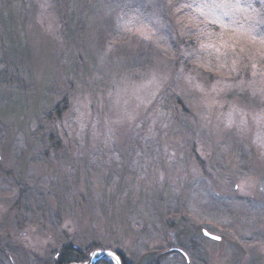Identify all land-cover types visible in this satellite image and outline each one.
Segmentation results:
<instances>
[{
    "label": "rangeland",
    "instance_id": "rangeland-1",
    "mask_svg": "<svg viewBox=\"0 0 264 264\" xmlns=\"http://www.w3.org/2000/svg\"><path fill=\"white\" fill-rule=\"evenodd\" d=\"M205 2L234 0H191L186 21L168 0H0V242L16 264H54L66 242L129 264H264V0ZM198 22L222 35L199 44L209 82L184 66Z\"/></svg>",
    "mask_w": 264,
    "mask_h": 264
},
{
    "label": "trees",
    "instance_id": "trees-1",
    "mask_svg": "<svg viewBox=\"0 0 264 264\" xmlns=\"http://www.w3.org/2000/svg\"><path fill=\"white\" fill-rule=\"evenodd\" d=\"M191 0H168V2L174 4L175 7H177L180 10V14L184 16V21L190 20L192 18V10L187 7V5L190 3ZM188 22V21H187ZM188 30V41L186 43V51H187V56L185 57L184 60V66L186 68L191 69L192 72L197 73L199 78L206 82L210 81L209 74L211 73L207 72L205 69H203L202 66L199 65L201 63L202 59V54L199 49V44L201 41H205L207 39H213L215 37H220L222 36L218 27L214 24H207L205 22L200 23L198 22L197 24H192L189 25L187 28ZM175 86H172L168 93L171 94V97L176 99L177 103H182L180 98H176L175 94ZM64 112H65V101L62 100L56 104H54L49 111L45 114L43 118V122L48 125V128H50V133L48 138L52 141L53 136H54V125L57 124L58 121H60L64 117ZM41 126H39L40 128ZM37 128V129H39ZM138 135L136 136V140H140L144 138V135L141 132L137 133ZM135 140V141H136ZM145 145H144V151L143 155L146 158V153L148 155V152H153L156 153V156L158 160L162 157L163 154V148H162V143L155 141L152 138H146L145 137ZM137 150V148H134V152ZM141 151V150H140ZM141 153V152H140ZM154 156L150 157V160L153 159ZM147 159V158H146ZM140 163V162H139ZM99 245H93L88 247L87 250L90 248L98 247ZM96 249V248H95ZM181 254L183 252L179 251ZM53 253L56 256V259H54V264H80L85 262L86 260L89 259L90 257V251L87 253L85 248L80 247L79 245L75 244L74 242H66L63 245L60 246L59 249H56L53 251ZM121 259L123 264H129L125 257L120 253L117 252ZM169 252L163 253L159 255L158 259H155L156 261H159L160 258L163 256H167ZM183 256H187L183 254ZM186 263L190 264L189 258L185 257ZM0 264H16L14 254L12 250H9L6 246H4L0 242ZM97 264H114L111 259H103Z\"/></svg>",
    "mask_w": 264,
    "mask_h": 264
},
{
    "label": "water",
    "instance_id": "water-1",
    "mask_svg": "<svg viewBox=\"0 0 264 264\" xmlns=\"http://www.w3.org/2000/svg\"><path fill=\"white\" fill-rule=\"evenodd\" d=\"M205 235L209 238H212V239H215V237H219V236L212 234V233H209L207 231H205ZM219 239H220V237H219ZM216 240H218V239H216ZM103 259H111V260H114L116 264H123L120 255L116 251H113L111 249H104V248L95 249L94 251H92L90 253L89 259L83 263H80V264H97L98 262H100ZM70 264H73V263H70Z\"/></svg>",
    "mask_w": 264,
    "mask_h": 264
},
{
    "label": "snow or ice",
    "instance_id": "snow-or-ice-1",
    "mask_svg": "<svg viewBox=\"0 0 264 264\" xmlns=\"http://www.w3.org/2000/svg\"><path fill=\"white\" fill-rule=\"evenodd\" d=\"M187 7L191 8L192 5H187ZM230 8L235 11H243V6L241 3V0H234V3H229V4H208L207 2L198 4L197 5V10L199 11L200 15H205L204 9H209L210 11L216 9V8ZM223 15L227 16L228 13H223ZM214 23H218V21H214ZM207 234V233H206ZM215 239H219V237H215Z\"/></svg>",
    "mask_w": 264,
    "mask_h": 264
}]
</instances>
